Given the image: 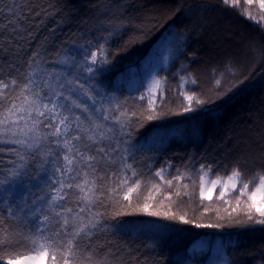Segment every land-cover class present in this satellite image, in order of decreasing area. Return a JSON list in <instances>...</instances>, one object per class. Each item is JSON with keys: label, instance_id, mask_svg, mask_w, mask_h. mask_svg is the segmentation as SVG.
Segmentation results:
<instances>
[{"label": "snow or ice", "instance_id": "6c2138e0", "mask_svg": "<svg viewBox=\"0 0 264 264\" xmlns=\"http://www.w3.org/2000/svg\"><path fill=\"white\" fill-rule=\"evenodd\" d=\"M218 2L229 8L240 4ZM243 3L248 8L242 15L264 23V0ZM253 5L259 16L249 10ZM50 7L39 0H0V264H124L131 248L111 221L135 213L196 228L224 227L191 221L170 207L162 211L172 196L156 202L161 186L172 188L189 170L176 169L169 179L171 165L161 166L154 172L159 183L152 182L130 140L134 124L142 127L144 121L210 103L187 87L198 83L195 76L184 65L176 73L182 112L165 107L166 80L155 76L148 93L139 96L141 101L147 96V108L134 110L128 98L107 92L98 81V72L112 62L111 41L131 24L125 0H97L90 19L76 31L57 43L53 28L51 37L33 48L35 30L55 14ZM196 7L207 10L208 5ZM185 39L178 38L176 52H182ZM249 50L264 59L255 42ZM212 75L217 97L236 87L231 61L222 70L213 68ZM226 78L230 86L223 87ZM195 171L201 201L218 188L216 200L231 208L229 223L264 225V167L246 175L237 161L229 174L214 178L211 164L201 163ZM182 187L187 195L189 185ZM143 188L147 195L141 196ZM229 256L219 246L213 264H231Z\"/></svg>", "mask_w": 264, "mask_h": 264}, {"label": "trees", "instance_id": "16d2710c", "mask_svg": "<svg viewBox=\"0 0 264 264\" xmlns=\"http://www.w3.org/2000/svg\"><path fill=\"white\" fill-rule=\"evenodd\" d=\"M142 1L145 0H125V15L131 24L111 41L112 62L98 72V81L107 92L121 99L128 98V107L139 111L140 106L147 108V96L143 101L139 96L148 93L152 78L164 79L165 107L182 112L180 77L176 73L184 65L195 76L198 83H189L187 87L210 98V103L191 113H169L144 121L142 127L134 124L130 140L136 160L146 176H151L152 182L159 183L154 172L161 166L171 165L169 179L176 175V169L189 170L179 182L173 181L172 188L161 186L156 202L163 200L165 195L172 196L171 201H164L166 208L162 211L170 207L177 214H186L191 221L225 226L196 228L192 223L180 224L142 213L119 216L111 223L131 248V252L124 255V264H213L215 249L219 246H224L230 254L231 264H264V225L240 227L229 223L227 213L231 208L216 200L218 188L211 199L201 201L199 176L195 171L201 163L211 164L214 178L217 173L229 174L237 161L242 163L246 175L264 167V161H255L251 155H235L231 150L222 152L214 143L222 136L224 125L233 113L248 107L252 98L259 104L264 99V59L249 50L252 42L264 50V23H255L242 15L243 9L248 8L243 0L237 8L223 6L218 0H149V5L142 8L139 6ZM96 2L39 0L44 7L51 6L49 11L55 14L49 15L35 30L31 46L34 48L46 37H51L53 28L57 43L62 41L83 21L90 19ZM199 4H207V10L196 7ZM152 5L161 6L165 13L152 19L155 14ZM249 10L259 16L255 5ZM41 19L43 17L36 18L37 21ZM222 26L230 29L228 32L240 41V46L227 53L214 54L210 31L216 28L224 32L226 29ZM181 35L186 37L183 50L176 52L173 46ZM125 42H128L126 47ZM229 61L235 66L236 87L217 97L212 69L222 70ZM228 86L230 79L226 78L223 87ZM255 152L254 156L258 157ZM185 183L189 185L187 195L182 187ZM177 191L181 193L179 196ZM144 195H147V188L141 190V196ZM135 199L136 194H133L134 202ZM218 217L223 219L218 220Z\"/></svg>", "mask_w": 264, "mask_h": 264}, {"label": "rangeland", "instance_id": "374dc122", "mask_svg": "<svg viewBox=\"0 0 264 264\" xmlns=\"http://www.w3.org/2000/svg\"><path fill=\"white\" fill-rule=\"evenodd\" d=\"M148 5L149 0L139 2V6H142V8ZM152 8L155 11L154 16H151L152 19L155 16L158 18V16L165 13L161 6L152 5ZM152 10L150 9V11ZM222 27L224 30L226 29L225 26ZM228 30L230 29L220 32V30L213 28L210 31L212 33L210 46L212 47V51H214L212 53H227L235 47L238 48L240 46V41L233 37L232 33H229ZM262 119H264V99L259 104L255 103L252 98L248 107L231 115L226 124L227 126L224 125L222 136L216 138L218 140H215V145L220 147L222 152L225 153L231 150L236 152L235 155H242L243 157L251 155L255 161H264V121ZM255 151H257L258 157L254 156L256 154Z\"/></svg>", "mask_w": 264, "mask_h": 264}]
</instances>
